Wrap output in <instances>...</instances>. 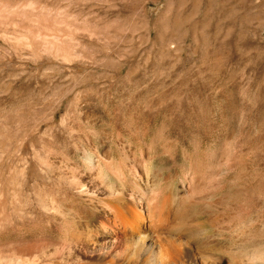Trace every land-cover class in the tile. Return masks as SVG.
<instances>
[{"label": "rangeland", "instance_id": "obj_1", "mask_svg": "<svg viewBox=\"0 0 264 264\" xmlns=\"http://www.w3.org/2000/svg\"><path fill=\"white\" fill-rule=\"evenodd\" d=\"M54 118L150 124L135 137L167 188L205 154L229 159L238 196L224 211L254 200L264 218V0H0V179L31 201L38 236L51 180L33 151L51 164ZM170 124L186 144L169 145ZM20 155L38 174L25 187ZM15 237L0 227V248Z\"/></svg>", "mask_w": 264, "mask_h": 264}, {"label": "bare ground", "instance_id": "obj_2", "mask_svg": "<svg viewBox=\"0 0 264 264\" xmlns=\"http://www.w3.org/2000/svg\"><path fill=\"white\" fill-rule=\"evenodd\" d=\"M149 126L51 119V164L33 151L39 178L51 180V227L47 220L46 234L38 236L31 201L0 179V227L16 233L1 245L0 264H264V218L255 201L243 211L223 209L229 198L237 201V192L228 196L236 180L233 163L207 164L205 154L178 186L164 187L135 137V128ZM97 128L108 134L99 137ZM168 135L171 147L186 144L177 125H169ZM19 161L25 187L38 174L25 155ZM8 207L20 211V219L9 218Z\"/></svg>", "mask_w": 264, "mask_h": 264}]
</instances>
